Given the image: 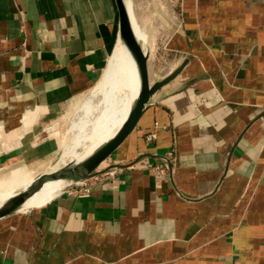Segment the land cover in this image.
Segmentation results:
<instances>
[{
    "label": "crops",
    "instance_id": "0c3cea01",
    "mask_svg": "<svg viewBox=\"0 0 264 264\" xmlns=\"http://www.w3.org/2000/svg\"><path fill=\"white\" fill-rule=\"evenodd\" d=\"M178 11L143 49L150 84L180 71L87 195L65 188L0 217V264H264V0ZM118 35L115 0H0V170L54 152Z\"/></svg>",
    "mask_w": 264,
    "mask_h": 264
},
{
    "label": "bare ground",
    "instance_id": "6f19581e",
    "mask_svg": "<svg viewBox=\"0 0 264 264\" xmlns=\"http://www.w3.org/2000/svg\"><path fill=\"white\" fill-rule=\"evenodd\" d=\"M124 2L130 18V22L132 24V28L134 30L135 37L138 42L144 47V39L140 32L139 25L135 21L132 13L131 1L124 0ZM139 88L140 81L136 61L133 59L121 36L118 35V38L114 44L113 50L111 51L105 68L100 74V77L96 81L95 85L89 90L90 95L92 94L93 96H95V93L100 92L99 94H101V103L107 106V126L104 128L102 133H100L98 140L93 143L86 154H83L82 152L81 154L74 150L79 142L76 132V135L74 136L75 139L73 138V141H70V143L66 142L64 145L59 163L57 164L58 166H61L54 167L47 172L56 171L59 168L66 166L68 163L77 164L79 162H82L104 142L110 140L122 125L124 120L127 118L131 106L139 92ZM89 101L90 100L83 103L80 108L85 115L90 112L91 106H89L88 104L90 103ZM85 117H87V115ZM82 125L79 126L83 128ZM95 128L96 126L89 134H92ZM86 135L87 134L85 133V136ZM81 142H84V140ZM39 174L40 173L37 172L33 173L28 179H26L25 182H23L21 186L15 188L12 191H4L0 189V206H2L8 199L13 197L18 192L26 190L31 184H33ZM71 183L72 181L66 178L46 179L41 184L40 188L32 195L27 197L17 210H25L31 208L32 205L37 204L41 201H44L46 199L49 200L56 193L67 188Z\"/></svg>",
    "mask_w": 264,
    "mask_h": 264
},
{
    "label": "rangeland",
    "instance_id": "374dc122",
    "mask_svg": "<svg viewBox=\"0 0 264 264\" xmlns=\"http://www.w3.org/2000/svg\"><path fill=\"white\" fill-rule=\"evenodd\" d=\"M130 1L133 16L139 25L140 32L144 39V47L149 49L153 46H160L161 43L165 42L170 33H173L177 27L180 0ZM88 92L89 91L74 99L71 105V111L67 114L66 119H63V121L55 127L57 146L54 152L51 155L39 160L37 164L34 165H15L8 169H1V190L12 191L21 186L23 182H25L26 179H28L33 173H43L53 169L54 167H60L61 165L58 166L57 164L59 163L64 145L66 142L70 143V141L75 139L74 136L76 135V132L79 142L74 150L78 153L82 152L83 154H86L88 149L96 140H98L100 133H102L104 128L107 126V106L101 103L100 92L95 93V96L92 94L90 95V92ZM88 100H90V103L88 104L91 108L90 112L86 114L87 117H85L86 115L83 114L80 108L81 105ZM79 125H82L83 128ZM95 126L96 128L94 132L89 134ZM75 130H78L79 132ZM46 133L47 130L45 129L44 134ZM85 133L87 134L86 136ZM83 140L84 142H81Z\"/></svg>",
    "mask_w": 264,
    "mask_h": 264
},
{
    "label": "water",
    "instance_id": "95a60500",
    "mask_svg": "<svg viewBox=\"0 0 264 264\" xmlns=\"http://www.w3.org/2000/svg\"><path fill=\"white\" fill-rule=\"evenodd\" d=\"M115 1L118 8L119 35L126 44L133 59L136 61L140 81L139 92L131 106L127 118L110 140L104 142L82 162L77 164L68 163L66 166L59 168L56 171L40 173L33 184H31L26 190L18 192L13 197L8 199L2 206H0V217L17 210L23 201L36 192L46 179L66 178L72 181V183L69 184L70 186L78 180L90 178L100 173L101 170H99L98 167L134 128L143 106L148 101L150 95L161 85L172 79L180 71L181 67H178L165 78L158 80L153 84L149 83L147 72V54L144 51L142 44H140L135 37L124 0Z\"/></svg>",
    "mask_w": 264,
    "mask_h": 264
},
{
    "label": "built area",
    "instance_id": "2783aa9c",
    "mask_svg": "<svg viewBox=\"0 0 264 264\" xmlns=\"http://www.w3.org/2000/svg\"><path fill=\"white\" fill-rule=\"evenodd\" d=\"M161 160H162V164H160L157 167L159 168L160 171L164 172L165 168L167 167L166 164L167 156H161ZM90 178L78 180L67 188H72V190L77 195H87L90 192L91 184H92L90 181H88Z\"/></svg>",
    "mask_w": 264,
    "mask_h": 264
}]
</instances>
